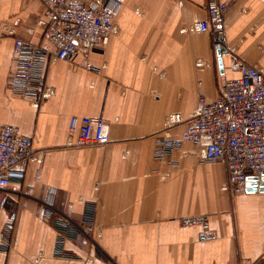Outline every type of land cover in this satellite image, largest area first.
Listing matches in <instances>:
<instances>
[{
  "label": "crops",
  "instance_id": "crops-1",
  "mask_svg": "<svg viewBox=\"0 0 264 264\" xmlns=\"http://www.w3.org/2000/svg\"><path fill=\"white\" fill-rule=\"evenodd\" d=\"M220 1L229 4L221 21L206 0H109L115 31L105 49L47 61L52 93L34 106L8 80L14 39L52 49L35 26L44 6L0 0V124L17 127L35 152L0 192V264H264V188L233 190L223 162L200 161L205 139L182 140L198 98L215 99L238 76L229 53L264 71V0ZM197 21L209 31H194ZM174 113L183 121L170 129L179 149L168 165L156 150ZM72 116L102 119L109 142L79 144ZM193 216L207 218L205 240L199 227L181 224Z\"/></svg>",
  "mask_w": 264,
  "mask_h": 264
},
{
  "label": "built area",
  "instance_id": "built-area-1",
  "mask_svg": "<svg viewBox=\"0 0 264 264\" xmlns=\"http://www.w3.org/2000/svg\"><path fill=\"white\" fill-rule=\"evenodd\" d=\"M44 16L35 26L40 29L41 39L51 44L48 47L35 45L29 40L16 38L13 41V66L9 84L12 91L32 101L34 106L47 99L52 89L44 84L41 68L47 61L75 58L81 52L103 51L115 31L114 9L109 0H40ZM228 2L206 0V11L213 20H222L228 10ZM197 32H208L207 21L191 25ZM212 40L218 47L226 44L225 34L217 27ZM225 49V48H224ZM227 53L226 49L225 52ZM230 68L238 76L226 81L223 89L213 100L200 96L193 114L185 120L182 140L200 144L201 162H223L227 171V183L236 191L247 189L248 177L257 178L255 191L264 172V71L254 64H247L229 53ZM179 113L166 117V127L161 131L156 150L159 162L172 165L171 156L179 149V141L172 138L170 129L182 122ZM70 132L77 136L81 145H106L109 129L100 118L76 117L69 120ZM35 156L30 139L24 137L12 125L0 124V192L7 190L11 180L22 178L23 169ZM168 173H163L166 178ZM5 194L0 204L5 202ZM87 211L92 215L94 208ZM11 216L4 228L1 246L8 247L7 238L12 228ZM70 224V222L66 223ZM183 226L200 228L199 240L208 238V222L205 216L185 217ZM87 232V231H85ZM87 235V233H85ZM56 250L61 251V237Z\"/></svg>",
  "mask_w": 264,
  "mask_h": 264
},
{
  "label": "water",
  "instance_id": "water-1",
  "mask_svg": "<svg viewBox=\"0 0 264 264\" xmlns=\"http://www.w3.org/2000/svg\"><path fill=\"white\" fill-rule=\"evenodd\" d=\"M224 52H225V49L223 47H218L216 50L217 55H221ZM247 180H248V183H247L246 191L247 192H255V189L253 187L256 186L257 178L248 177ZM259 187H261L260 190H262L264 188V172L262 173V176L260 178Z\"/></svg>",
  "mask_w": 264,
  "mask_h": 264
}]
</instances>
